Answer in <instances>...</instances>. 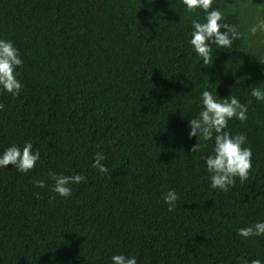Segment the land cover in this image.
<instances>
[{
  "label": "trees",
  "instance_id": "16d2710c",
  "mask_svg": "<svg viewBox=\"0 0 264 264\" xmlns=\"http://www.w3.org/2000/svg\"><path fill=\"white\" fill-rule=\"evenodd\" d=\"M182 7L0 0V39L23 61L20 93L0 91V151L30 141L40 152L27 173L0 169V264H111L121 252L138 264H264V235L236 232L264 220V102L250 96V86H264V29L250 31L264 20V0H214L242 35L213 45L208 65L188 43L203 13ZM202 90L247 104V119L228 129L245 135L252 167L227 191L209 186L203 157L213 141L191 151L188 120ZM96 152L107 173L91 166ZM49 172L87 180L50 200ZM167 189L180 196L172 212Z\"/></svg>",
  "mask_w": 264,
  "mask_h": 264
},
{
  "label": "clouds",
  "instance_id": "9594fccd",
  "mask_svg": "<svg viewBox=\"0 0 264 264\" xmlns=\"http://www.w3.org/2000/svg\"><path fill=\"white\" fill-rule=\"evenodd\" d=\"M182 11L191 13L199 10L203 13L202 19H192L191 33L188 41L195 53L202 58L203 64L208 65L212 46L216 49L227 48L242 34L235 25L225 23L223 13L213 7L214 0H179ZM257 28L264 29V20L259 21L250 28L256 32ZM23 63L18 48L11 40L0 39V91L17 96L22 90V84L18 79L17 68ZM234 74V73H233ZM245 77H238L236 84L241 83ZM217 92V89H216ZM202 108L188 120V137H195L197 143L191 151H197L204 141H213L211 152L203 157L205 167L209 173L210 188L227 191L233 186L236 178L240 182L248 178L252 167V152L246 147L244 134H235L228 129V123L235 118L240 121L247 119V104L241 103L238 96L229 94L221 97L213 91L202 90L200 93ZM250 96L258 102H264V86H250ZM3 106L0 105V110ZM40 160L39 150L34 149L30 141L22 145L13 143L0 151V169H5L9 164L21 173L32 170ZM105 156L96 152L92 167L101 174L107 173L108 168L104 163ZM48 179L51 181L50 191L61 198L70 197L73 185L86 182L87 177L78 172L65 174L63 172H49ZM34 187L44 188L45 181H34ZM161 199L167 205V210H175L180 199L174 189H167L161 193ZM237 235L248 239L264 235V220H257L245 227L237 228ZM111 264H138L136 256L115 253L110 257ZM247 264H262L260 259H251Z\"/></svg>",
  "mask_w": 264,
  "mask_h": 264
}]
</instances>
